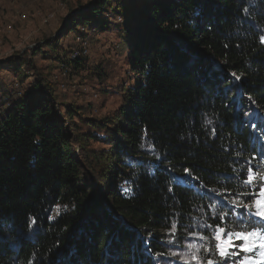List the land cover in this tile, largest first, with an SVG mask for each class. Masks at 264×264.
I'll list each match as a JSON object with an SVG mask.
<instances>
[{
	"label": "trees",
	"instance_id": "trees-1",
	"mask_svg": "<svg viewBox=\"0 0 264 264\" xmlns=\"http://www.w3.org/2000/svg\"><path fill=\"white\" fill-rule=\"evenodd\" d=\"M111 1L80 6L69 33L107 28ZM127 8L133 77L118 113L92 122L108 149H86L97 135L49 95L0 91V264H231L244 255L221 262L217 225L264 231V0Z\"/></svg>",
	"mask_w": 264,
	"mask_h": 264
},
{
	"label": "rangeland",
	"instance_id": "rangeland-1",
	"mask_svg": "<svg viewBox=\"0 0 264 264\" xmlns=\"http://www.w3.org/2000/svg\"><path fill=\"white\" fill-rule=\"evenodd\" d=\"M90 1L91 5L95 3V0H0V91L19 95L31 90L44 97L49 95L58 112L66 116L69 109L76 110L71 120L77 130L82 135H97L90 141L82 138L85 148L106 150L109 146L92 122L107 121L118 113L123 86L132 80L127 38L122 30L128 8L125 12L122 8L139 0H112L105 16L104 13L100 16L109 22L105 29L80 27L69 33L68 18ZM50 40L54 45H48ZM75 60H80L81 65H73ZM256 199L264 197L258 195ZM226 237L222 234V239ZM258 251L243 255L259 259ZM242 259L231 264H240Z\"/></svg>",
	"mask_w": 264,
	"mask_h": 264
},
{
	"label": "snow or ice",
	"instance_id": "snow-or-ice-1",
	"mask_svg": "<svg viewBox=\"0 0 264 264\" xmlns=\"http://www.w3.org/2000/svg\"><path fill=\"white\" fill-rule=\"evenodd\" d=\"M233 75L235 76L234 73ZM236 78L239 79V77ZM248 173L249 175L246 182L251 183L254 179L251 175L252 169H249ZM184 175L190 176V170L188 168L184 169ZM261 179H264V177H261ZM258 195L264 197V187L260 188ZM231 204L234 209L239 207L251 208L253 206L252 204L241 203L235 198L231 200ZM253 204L256 209L253 214L261 219H264V199H256ZM227 215L228 213L224 212L221 219H224ZM29 223L36 224V220L32 219ZM225 231V228L217 225V234L215 239L218 243L215 247L218 250L221 262L231 256H240L243 253H253L255 250L259 249L257 253L259 259H255L250 255H244L240 264H264V234H261L260 231H229L227 237L222 239V234L225 233ZM207 264H213V261L208 260Z\"/></svg>",
	"mask_w": 264,
	"mask_h": 264
},
{
	"label": "bare ground",
	"instance_id": "bare-ground-1",
	"mask_svg": "<svg viewBox=\"0 0 264 264\" xmlns=\"http://www.w3.org/2000/svg\"><path fill=\"white\" fill-rule=\"evenodd\" d=\"M77 54V53H76Z\"/></svg>",
	"mask_w": 264,
	"mask_h": 264
}]
</instances>
